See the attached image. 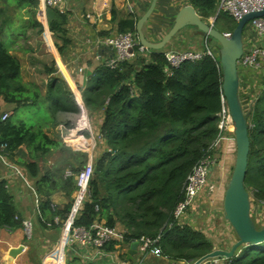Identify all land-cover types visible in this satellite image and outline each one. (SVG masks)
I'll return each mask as SVG.
<instances>
[{"label": "trees", "instance_id": "trees-1", "mask_svg": "<svg viewBox=\"0 0 264 264\" xmlns=\"http://www.w3.org/2000/svg\"><path fill=\"white\" fill-rule=\"evenodd\" d=\"M218 2L189 0L203 19L214 18ZM0 4V102L12 106L6 120L2 121L0 114V146H6L7 158L19 165L32 182L40 197L43 219H65L74 202L73 175L83 167L87 154L66 146L62 134L74 128L80 108L74 92L54 68L46 71L44 96L39 88L25 83L19 60L1 38L5 33L14 38L19 34L24 37L30 29L43 32L44 26L37 18L39 0H15V7L25 11L27 17L14 30L7 12L13 4L9 0H0ZM46 11L54 46L64 56L72 45L68 16L57 9ZM40 16L43 18L42 13ZM220 18L224 28L219 31L232 32L236 21L224 13L217 16L215 28ZM136 21L135 17L120 20L118 33L136 34ZM253 86L248 110L250 149L245 187L258 204L264 202V76H257ZM79 91L89 119L94 113L102 114L95 138L104 142L105 150L93 154L91 196L77 212L74 225L89 228L98 215L110 227L121 225L125 245L141 236H159L156 247L161 256L184 264L213 251V243L199 229L178 224L171 213L181 200L186 178L220 132L217 125L223 93L218 53L215 59L206 56L175 69L168 67L163 50L152 51L149 62L137 58L117 63L113 68L100 62ZM21 108L41 117L20 120L15 111ZM59 125L63 130L56 132ZM85 135L89 137L88 132ZM76 139L71 134L68 142H77ZM66 172L72 175L66 176ZM56 192H63L67 200L61 209L53 207L51 201ZM21 220L7 180H0V229H19ZM39 223L46 227L40 219ZM113 245L110 243L106 250L114 249ZM202 264H264V242L241 245L231 258L210 259Z\"/></svg>", "mask_w": 264, "mask_h": 264}, {"label": "crops", "instance_id": "crops-1", "mask_svg": "<svg viewBox=\"0 0 264 264\" xmlns=\"http://www.w3.org/2000/svg\"><path fill=\"white\" fill-rule=\"evenodd\" d=\"M151 1L152 0L65 1L63 11L68 16V30L72 39V45L69 49H67L64 59L60 56L63 65L61 63L59 64L63 70L62 77L66 80V82H68V84L71 83V85H73L70 87L74 94H76L75 92H78L81 97L79 89H84L87 79L92 75L95 67L98 66L100 62H107V60L113 57L112 50H108V47L104 45L103 40L118 32L117 23L120 20L130 17H135L138 20V18H140L149 8ZM189 4V0H157L151 15L143 26V33L147 39L153 42L161 40V38L172 26L178 11L182 7ZM43 11H46V9L40 4V15L42 13L44 16L45 12ZM200 18L206 23L213 22V18ZM46 38L50 41L49 42L47 40V45L53 48L50 38L47 35ZM205 38L206 36L199 32L195 27L187 26L173 38V40L163 49V52L173 50H200L204 45L206 40ZM208 42L213 50L218 53V46L210 43L209 40ZM149 61L150 58H147L146 62ZM253 82L251 86L253 85ZM241 87L242 82H239V91ZM246 93L248 94V91ZM93 119H96L95 122ZM101 120L102 114L100 113H98L96 117L92 116V121L97 124V126L100 125ZM58 127H60L59 130L57 129ZM61 130H63L61 125L57 126L55 129L56 132ZM91 135L92 134L89 132V137ZM63 142L66 145H72L67 144L64 140ZM99 143H102L101 147H99V150L101 149L100 152L97 148H93L92 145L91 156L93 154L99 155L105 150L104 142L100 141ZM217 148H219L220 151V160L210 168L206 188L197 197L195 203L183 218V223L185 225H189L194 229H199L205 236H207V238H209L207 234L210 230L209 227L213 214L208 212L207 207L204 206V209H201L199 205L205 198L204 194L213 193V191H215L214 188L216 186L214 179H222L225 177L227 170L226 166H229L231 159L230 144L226 138L222 137ZM89 155L90 154L87 153V156ZM232 163H234V159ZM0 174H6V171L2 166H0ZM7 184L14 197L15 204L22 216V219H29L32 223L37 224V230L35 232L37 238L34 242L28 243L22 228L14 231L0 229V264H49L45 261V257L48 255L49 258L54 253V245L60 237L61 222L64 219L55 216L52 218V221H46L43 223L46 226L43 227L39 223V219L36 214H34L33 197L30 191L26 189L16 178H8ZM74 195L75 192L72 194V197H74ZM51 201L53 207H57L59 209L67 203L63 192L54 193L51 196ZM54 218H58L59 222L53 223ZM44 220L46 219L44 218ZM216 220H218V224L216 223V225H214L220 229L223 239L219 244L212 243L214 244V248L226 250L227 248H230L234 242H236L237 237L230 224L224 219L222 212L217 214L215 221ZM47 223H51V225L48 226ZM115 226L123 230L121 225L116 224ZM14 233H16V237L11 238ZM44 241L46 244L43 243ZM21 245L23 246V251L17 254V256L10 258V249ZM129 245L130 244L125 245L123 242H115L113 245L114 249L111 251L117 258L112 262H110L107 258L95 257V248L93 247L81 249L71 246L69 247L68 254L66 256V247L64 252V264H137L139 260H141V264H184L183 262L173 261L161 255H154L151 252L143 254L140 245H137V253L133 256V259L128 263H125L124 260ZM48 246L50 247L46 248ZM83 253L88 255L87 257L89 259H94L89 261L83 260L81 258Z\"/></svg>", "mask_w": 264, "mask_h": 264}, {"label": "built area", "instance_id": "built-area-1", "mask_svg": "<svg viewBox=\"0 0 264 264\" xmlns=\"http://www.w3.org/2000/svg\"><path fill=\"white\" fill-rule=\"evenodd\" d=\"M40 4L45 8L57 9L61 13L63 11V5L66 0H39ZM264 10V0H219L217 17L220 13L227 14L232 17L236 22L239 21L243 15L251 12H259ZM246 29V30H245ZM243 31V54L237 62L239 71V79L242 82V87L248 90L251 87L253 79H257V76H264V17L255 18L251 20ZM231 32L224 33L229 37ZM204 45L200 50H181V51H168L164 52V57L168 62L169 68H178L182 63L187 61L200 60L203 57L217 58V52L213 50L208 42V37L205 38ZM103 43L113 52V57L107 62L108 66L113 68L115 64L132 61L137 58L146 59L150 58L151 52L144 46H142L133 33H115L103 40ZM255 74V75H254ZM254 77V78H253ZM249 101L250 95H249ZM251 104V102H250ZM80 108V115L77 119L76 126L73 129L68 130V134H62V139L67 143L66 137L73 134L77 138L84 141V132H90V120L88 113L84 107L83 101H78ZM250 108V106H249ZM248 108V110H249ZM11 113L5 112L1 115V120H6ZM219 122L218 129L219 135L217 140L208 148L205 156L193 167L190 174L186 178L184 187L182 188L181 200L177 202L172 210L171 217L178 222V224L185 225L183 223L184 216L191 209L195 203L197 197L203 192L207 185V178L209 170L215 165L216 158L212 154L215 148L218 147L220 140L222 139V132L225 128L230 127L233 131V123L230 116L228 106L224 97H221V109L218 113ZM5 145L0 146V166H2L6 174H0V180H7L8 178H16L20 183L30 191L33 197V211L34 214L42 222H46L41 216L40 210V197L34 188L32 182L29 180L25 171L17 164L11 162L4 153ZM75 148L81 152H87L90 155L87 156V161L79 172L73 175L76 190L74 195V202L70 212L66 218L61 222V232L58 241L54 245V253L48 258L45 257L49 264H64V252L66 247L75 246L76 248L86 249L87 247L95 248V257L107 258L109 260H115L117 257L112 251H107L106 246L110 243H122L124 241L125 231L117 226H108L99 216L93 221L89 228L75 226L74 218L77 212L81 209L85 201L90 199L89 182L94 171V161L91 156V148L83 147L82 144L75 145ZM86 153V154H87ZM70 172H66V176H71ZM264 204V202H261ZM95 211H99V207L95 205ZM17 218V217H16ZM59 222L58 218H54L53 223ZM21 228L24 232L27 240L32 239L33 223L29 219L21 220ZM51 225V223H47ZM159 236L152 239L146 236H141L137 241L141 247L143 254L151 252L154 255H161L159 248L156 247ZM53 248V249H54ZM88 255H83V260H92L94 258H88ZM137 264H141V260Z\"/></svg>", "mask_w": 264, "mask_h": 264}, {"label": "water", "instance_id": "water-1", "mask_svg": "<svg viewBox=\"0 0 264 264\" xmlns=\"http://www.w3.org/2000/svg\"><path fill=\"white\" fill-rule=\"evenodd\" d=\"M157 0H152L146 12L138 18L135 25L138 42L150 51L163 50L173 38L185 27H195L204 36L218 43V60L222 70V93L228 106L233 123L235 143L234 163L231 174L225 186L222 210L224 219L232 227L237 240L229 249H214L191 264H202L210 259L231 258L241 245H257L264 242V227L257 228L251 218V202L245 187L248 167L250 141L248 135V112H245L239 96V71L237 62L243 54V31L253 19L264 17V10L251 12L242 16L229 37L214 26L204 22L192 5L182 7L167 33L157 42L150 41L143 33V26L151 15ZM108 50H110L108 48ZM76 101H82L80 94L75 92ZM137 244L132 243L126 252L125 263L133 259L137 253ZM23 251V246L12 248L9 257H15Z\"/></svg>", "mask_w": 264, "mask_h": 264}, {"label": "rangeland", "instance_id": "rangeland-1", "mask_svg": "<svg viewBox=\"0 0 264 264\" xmlns=\"http://www.w3.org/2000/svg\"><path fill=\"white\" fill-rule=\"evenodd\" d=\"M9 2L11 4H13V6L9 5V7L7 8V12L12 17L11 28H12V30H14L20 26L21 21L27 17V14L25 11H23L21 9H17L15 7V5H14L15 0H9ZM0 7H1V4H0ZM43 12H45V14L42 18V17H40V1H39V4L37 6V18L44 26L43 32H38L37 29H30V30L26 31L24 37L19 34V36L14 38L11 35L5 33L4 35L1 36V38H4L5 42H7L8 48L10 49V53L12 55H14L20 62L22 80L25 83H29V84L39 88L40 93L44 96L45 91H46V86H47L46 84H47V80H48V75H47L46 71L48 68H54L57 70L56 75L62 77L63 76L62 75L63 70L61 69V65L59 63L62 64L61 57H63V59H64V56L60 57V55L57 51V48L54 46V39L52 38V35L49 32L48 27H47V11H43ZM216 28L218 30H221L224 28V20L222 18H220L217 21ZM46 35L50 38L53 48H51L47 45V40L49 41V39L46 38ZM210 43L214 44L215 46H218V48H219V45L216 41L210 40ZM59 44H60V42H59ZM69 47L67 49H69ZM52 62H53V65H52ZM69 64H70V62H69ZM71 67H72V65H71ZM63 68H64V66H63ZM64 71H65V69H64ZM67 84H68V82H67ZM68 86L72 87L73 85H71V83H70V84H68ZM254 90H255V87L252 85L248 90H245L244 87H241V89L239 91L241 103H242V106H243V109L245 112H248L250 102L252 104V98L254 96ZM247 91H248V94L246 93ZM250 94L252 95L251 101L248 100ZM75 100H76V98H75ZM45 106H46V104H45ZM11 107L12 106L6 105L3 102H0V110H1L0 114L2 115L5 112L12 113ZM45 109H46V111H48V109L46 107H45ZM2 110H5V111L2 112ZM29 112L30 111H27L25 108L18 109L15 111V117L19 118L20 120H23V121H28L30 116H33L32 119H36V118L41 117V116L36 117L37 113H35L33 111L31 113H29ZM80 113H81V111H80ZM80 113H79V115H80ZM96 115H98V114H96V113L93 114V116H95V117H96ZM88 116H89V113H88ZM48 117H50V116H48ZM78 117H77V119H78ZM77 119L75 121V126L77 123ZM89 120L91 122H93L92 118ZM93 120L95 122L96 119H93ZM94 124H92V125L90 124V131L92 134L90 137H87L85 134H83L84 141H82L81 139L76 137L77 142L74 141V143L68 142V137H66L67 142L69 144L74 145V146L66 145V144L65 145L77 153H78L79 149L75 148V145H79V144H82L83 147H87V148H91V146L93 145V148H97V150H99V147H101L102 143H99L100 141L96 140V138H95L98 136V131H97L98 126H96ZM59 128L60 127H58L57 129L59 130ZM225 129L226 130H223L221 135H222V137L226 138L230 144L231 159H230L229 166H226L227 170H226L224 178L216 179V180L214 179L215 186H216V187L214 186L215 191H213V193L204 194L205 198H204V200H202L204 203L201 202L199 205L201 207V209L204 206L207 207L208 212H210V214L214 215V216L212 215V218H211V223H210V227H209L210 230L208 231V234H207L209 238H207V239L213 243H216V244L221 243V241L223 239V235L221 234L220 229L215 226L216 223L218 224V220L215 221V218L219 212L223 213V210H222L223 194H224L225 186H226L228 179L230 177V174H231V170H232L231 166L233 164L232 162H233L234 155H235V143H234L233 131L230 127H227ZM66 132L67 131H65V133ZM66 134H68V132ZM51 135L54 136L55 133H53ZM64 136H65V134H64ZM100 150H99V152H100ZM219 155H220L219 148H215L214 153L212 154V157L214 156L216 158L215 164L217 163V161L220 160ZM93 156L94 155H92V157ZM50 161H53V159ZM249 198H250V202H251V212L250 213H251V218H252L254 224L256 225L257 228L264 227V204H262L261 202H258V204L255 203V201L251 197V194H249ZM36 230H37V224L33 223L32 239L28 240V243L29 242L32 243V242H34V240H36V238H37L35 235ZM15 237H16V233H14L11 238H15ZM43 243L46 244L45 241ZM133 243H136L137 245H139L138 241H135ZM49 247L50 246H48L46 248H49ZM68 249H69V246L67 247V250H66V256L68 254ZM214 249H216V248H214ZM217 249H220V248H217ZM227 249H229V248H227ZM109 261L112 262L113 260H109Z\"/></svg>", "mask_w": 264, "mask_h": 264}]
</instances>
